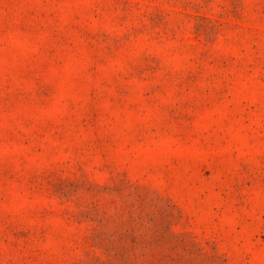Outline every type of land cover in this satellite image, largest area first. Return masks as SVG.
<instances>
[{
  "label": "rangeland",
  "instance_id": "1",
  "mask_svg": "<svg viewBox=\"0 0 264 264\" xmlns=\"http://www.w3.org/2000/svg\"><path fill=\"white\" fill-rule=\"evenodd\" d=\"M0 264H264V0H0Z\"/></svg>",
  "mask_w": 264,
  "mask_h": 264
}]
</instances>
